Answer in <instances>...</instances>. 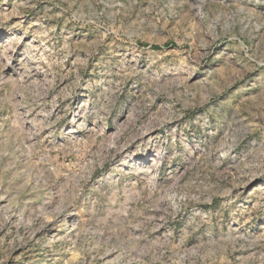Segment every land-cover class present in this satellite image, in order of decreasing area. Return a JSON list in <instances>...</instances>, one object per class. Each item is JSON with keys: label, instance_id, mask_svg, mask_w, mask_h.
<instances>
[{"label": "rangeland", "instance_id": "obj_1", "mask_svg": "<svg viewBox=\"0 0 264 264\" xmlns=\"http://www.w3.org/2000/svg\"><path fill=\"white\" fill-rule=\"evenodd\" d=\"M0 264H264V0H0Z\"/></svg>", "mask_w": 264, "mask_h": 264}, {"label": "bare ground", "instance_id": "obj_2", "mask_svg": "<svg viewBox=\"0 0 264 264\" xmlns=\"http://www.w3.org/2000/svg\"><path fill=\"white\" fill-rule=\"evenodd\" d=\"M183 72H184V68H182V69H178L176 73H177V74H178V73L180 74V73H183Z\"/></svg>", "mask_w": 264, "mask_h": 264}, {"label": "trees", "instance_id": "obj_3", "mask_svg": "<svg viewBox=\"0 0 264 264\" xmlns=\"http://www.w3.org/2000/svg\"><path fill=\"white\" fill-rule=\"evenodd\" d=\"M155 49H156V50H160L161 48H159V47H156Z\"/></svg>", "mask_w": 264, "mask_h": 264}]
</instances>
